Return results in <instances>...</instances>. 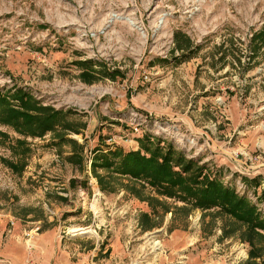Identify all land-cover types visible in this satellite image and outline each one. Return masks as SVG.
Listing matches in <instances>:
<instances>
[{
	"label": "rangeland",
	"instance_id": "rangeland-1",
	"mask_svg": "<svg viewBox=\"0 0 264 264\" xmlns=\"http://www.w3.org/2000/svg\"><path fill=\"white\" fill-rule=\"evenodd\" d=\"M112 15L135 26L109 22ZM262 21L264 0H0V94L23 89L85 126L67 135L83 145L81 166L66 159L70 146L53 145L51 133L26 138L32 152L23 170L0 160V264L245 262L248 244L238 232L224 234L230 223L216 210L186 218L169 212L154 218L160 227L143 231L147 204L123 189L101 192L91 163L96 149L138 150L147 136L238 195L239 179L257 186L264 177ZM224 29L231 37L215 41ZM246 29L254 34L253 56L244 65L233 37ZM176 32L188 37L189 50L176 49ZM89 64L99 79L91 85L79 79ZM218 96L224 111L214 104ZM132 114L148 115L164 132L134 139ZM0 132L23 139L3 125ZM0 158L15 161L8 142L0 141ZM252 166L260 170L254 178L240 173ZM255 195L264 204V193Z\"/></svg>",
	"mask_w": 264,
	"mask_h": 264
},
{
	"label": "trees",
	"instance_id": "trees-1",
	"mask_svg": "<svg viewBox=\"0 0 264 264\" xmlns=\"http://www.w3.org/2000/svg\"><path fill=\"white\" fill-rule=\"evenodd\" d=\"M173 43L180 51L190 49V40L181 32L174 33ZM78 65L84 66L82 63ZM89 66L91 69H83L79 79L91 85L99 79L93 65ZM111 73L113 78L117 71ZM70 115V111L41 105L23 89L0 94V125L11 128L23 137L11 140L6 133L0 132V141L8 142L11 157L15 161L0 160L13 170H23L32 152L26 138L41 139L51 133L53 145L70 146L71 152L66 159L81 166L83 145L67 135L79 134L85 126L71 119ZM91 173L101 192L112 194L123 189L124 193L128 192L147 204L150 212H143L139 217V227L143 231L160 227L154 218L162 219L169 212L174 217L178 215L186 218L193 210L202 213L216 210L214 214L222 216L231 224L224 225V234L229 236L238 232L240 240L249 246L248 259L242 264H264V217L245 196L238 195L218 179H210L197 162L187 159L183 152L177 151L172 145L161 146L159 140L154 142L146 136L139 141L138 150L124 152L118 147L96 149ZM146 190L151 193H146ZM168 200L177 204L170 208ZM170 228L173 230L176 226Z\"/></svg>",
	"mask_w": 264,
	"mask_h": 264
},
{
	"label": "built area",
	"instance_id": "built-area-1",
	"mask_svg": "<svg viewBox=\"0 0 264 264\" xmlns=\"http://www.w3.org/2000/svg\"><path fill=\"white\" fill-rule=\"evenodd\" d=\"M261 24H264V21H262ZM230 32H227L224 30L219 31L218 35L215 38V41H223L224 43L227 40V38L231 37ZM253 31L251 29H246L245 32L243 33L242 37H236V34H234L233 37V45L234 47H239L241 54H243V58H242V62L244 65H246V61H249L251 59L252 52H251V44H252V38H253ZM246 60V61H245ZM229 89H232L230 87H227ZM226 88H223V90H225ZM214 104H216V106L218 108H225V101L223 99L222 96H218L216 97ZM132 131H133V138L134 139H138L141 135V133H146V135H152V129L153 131H155V134H158L159 131H163L164 129L161 125V123L157 122L156 120L150 118L148 115H138V114H132ZM151 116V114H150ZM134 119V120H133ZM139 120L138 122L135 120ZM142 128H145V130L142 131ZM156 136V135H154ZM264 166V165H262ZM244 172H240L243 176H246V178H254L256 175V172L259 173L260 170L255 169V167H248L246 169L243 170ZM257 173V174H258ZM237 186H239V190L242 191V196L244 193L247 194V196H249L248 198H250L253 202V204L256 206L258 212L261 214L262 217H264V204H260L258 203L259 198L256 197V193L257 191H260L261 193H264V177L259 181V183L257 184V186H253V187H248L246 184L244 185V183L241 181V179H239L238 181H236ZM198 218L196 220H194L195 222H197L198 224ZM246 253L243 250V256H245Z\"/></svg>",
	"mask_w": 264,
	"mask_h": 264
},
{
	"label": "bare ground",
	"instance_id": "bare-ground-1",
	"mask_svg": "<svg viewBox=\"0 0 264 264\" xmlns=\"http://www.w3.org/2000/svg\"><path fill=\"white\" fill-rule=\"evenodd\" d=\"M165 15H163L159 22L161 23L164 19ZM113 20H126L127 22H129L132 26H135L134 25V22L130 19V18H123V17H120V16H117V15H112L111 19L109 20V22H112ZM99 192V191H98ZM91 230L89 229H77V230H74L73 232H78L79 234H86V233H89Z\"/></svg>",
	"mask_w": 264,
	"mask_h": 264
},
{
	"label": "crops",
	"instance_id": "crops-1",
	"mask_svg": "<svg viewBox=\"0 0 264 264\" xmlns=\"http://www.w3.org/2000/svg\"><path fill=\"white\" fill-rule=\"evenodd\" d=\"M59 264H61V260L59 261Z\"/></svg>",
	"mask_w": 264,
	"mask_h": 264
}]
</instances>
